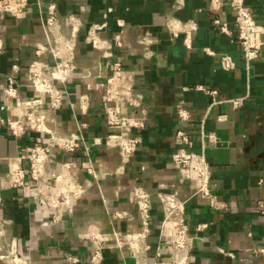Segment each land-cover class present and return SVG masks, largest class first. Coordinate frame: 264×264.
<instances>
[{
  "label": "crops",
  "instance_id": "0c3cea01",
  "mask_svg": "<svg viewBox=\"0 0 264 264\" xmlns=\"http://www.w3.org/2000/svg\"><path fill=\"white\" fill-rule=\"evenodd\" d=\"M28 2L23 17L6 16L0 24L5 45L0 53L1 216L9 221L0 243H11L25 264H90L91 235L99 234L104 243L102 264H153V252L166 236L158 193L173 191L186 200V223L194 235L193 264H264V212L257 206V201L264 202V33L256 37L262 41L260 56L247 68L235 40L231 0H222L220 9L213 0ZM51 2L57 4L62 21L59 32L64 37L70 38L72 26L77 27L72 55L76 68L62 86L63 106L51 113L69 131H78L85 124L83 133L90 150L89 154L83 148L68 153L52 145L54 165L78 164L65 169L63 179L44 196L50 199L67 190L71 180L84 187L91 180L94 183L60 212L51 202H38L40 190L28 172L24 186L9 180L13 164L28 169L34 137L29 132L13 136L1 122L19 111L17 105L11 111L1 108L2 87L12 64L22 66L20 100L35 95L27 66L35 60L53 63L50 51L35 53L38 45L49 43L44 18ZM248 3L264 26V0ZM215 18L227 24L231 33L220 31ZM223 55L233 60V68L223 65ZM116 63L125 69L126 81L134 85L141 99L139 108L128 107L127 111L144 109L147 116L142 143L128 163H123L117 147L105 142L112 130L106 125L105 90L100 85L118 74ZM43 71L50 72L48 66ZM200 85L217 93L209 94ZM82 96L89 98L86 113L81 110ZM234 97H245L242 106L233 105L230 99ZM179 105L190 109L194 149L204 152L212 166L215 204L196 194L194 183L171 161L175 131L184 127L178 121ZM41 141L46 143L47 138ZM89 159L99 174L97 179L80 165ZM137 187L152 195V232L145 244L119 247L114 229L132 241L141 229L134 198ZM117 211L128 217H114ZM0 264L13 262L0 259Z\"/></svg>",
  "mask_w": 264,
  "mask_h": 264
},
{
  "label": "built area",
  "instance_id": "2783aa9c",
  "mask_svg": "<svg viewBox=\"0 0 264 264\" xmlns=\"http://www.w3.org/2000/svg\"><path fill=\"white\" fill-rule=\"evenodd\" d=\"M213 2L216 8L220 9L222 0H213ZM28 6V0H0V24L6 16L23 17ZM231 7L235 12V40L241 47L247 68H249L251 63L260 56L262 41L257 40L256 37L264 33V26L258 21L248 0H231ZM71 18L74 19L73 16ZM61 23L57 4L51 2L44 18L49 43L48 45H38L35 53L42 55L46 51H50L53 55V63L44 65L35 60L27 66L31 77V88L35 95L23 97L20 100L18 88L22 66L17 62L13 63L2 87L4 102L1 106L2 109L8 111H11L16 105L19 108L16 116L10 115L1 118V122L8 126L13 136L29 132L34 137L27 157L28 169L13 164L12 170L8 174L9 180L15 182L17 186H24L28 172L40 190L36 197L38 202L44 204L51 202L59 209V212L69 207L74 199L81 197L94 184L91 180L84 187L71 180L67 190L50 199L44 196L45 191L51 192L53 187L63 179L65 169H71L78 164L72 161L54 165L50 151L51 146L54 145L68 153H76L83 148L89 154L90 150V145L86 142L83 133L85 124H81L78 131H69L64 128L62 121L51 113L52 110H58L63 106L65 91L62 86L68 82L76 68L72 55L73 38L77 27L76 25L72 26L71 37L66 38L59 32ZM214 23L223 33H231L228 25L222 23L219 18H215ZM116 39L119 42V37ZM4 46V41L0 38V53L3 52ZM222 63L226 68L234 67L233 60L228 55L222 56ZM43 66H48L49 74L44 73ZM115 68L118 74L110 76L106 83L100 85L105 90L106 125L112 130L106 136L105 142L111 147H117L123 163H128L142 143V132L146 128L147 116L144 109H141L140 112L138 110L127 111L128 107L139 108L141 99L135 93L134 85L126 81V72L122 65L116 63ZM198 88L212 95L217 93L216 90H208L202 85ZM244 100L245 97L230 99L235 107L242 106ZM80 105L82 112L86 113L89 108V98L82 96ZM177 116L178 121L180 124H184V127H178L175 131L176 149L171 154V161L180 167L185 179L194 183L196 194L211 198L212 204H215V197L211 189L212 166L204 152H197L194 149L192 131L189 127L192 122V113L188 107L179 105ZM43 137L47 138L46 143L41 141ZM210 138L215 139L216 137L210 135ZM80 165L85 167L95 179L99 177L94 163L90 159L81 162ZM158 195L163 211L161 228L166 232V236L165 239H161L153 252V264H193L192 240L194 235L186 223V200L173 191H159ZM134 198L141 218V229L137 239L133 241L127 239L119 230L114 229L119 247H123L127 243L131 247H136L141 242L145 244L152 232L153 200L151 193L143 187H137ZM3 204L4 198L0 192V239L3 236V228L9 223L1 216ZM257 206L264 212L262 200L257 201ZM114 217L127 218L128 213L117 211ZM91 238L93 253L90 257V264H102L104 259L103 240L99 234H92ZM145 247L151 248L149 244H146ZM164 249H168L167 256L164 255ZM261 250L264 251V248ZM0 259H10L13 264H25L22 257L14 251L11 243L6 245L0 243ZM72 260L77 261L78 259L73 257Z\"/></svg>",
  "mask_w": 264,
  "mask_h": 264
}]
</instances>
